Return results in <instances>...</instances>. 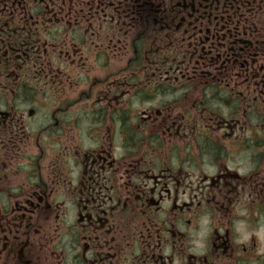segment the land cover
Listing matches in <instances>:
<instances>
[{"label":"flooded vegetation","instance_id":"af4514ba","mask_svg":"<svg viewBox=\"0 0 264 264\" xmlns=\"http://www.w3.org/2000/svg\"><path fill=\"white\" fill-rule=\"evenodd\" d=\"M0 264H264V0H0Z\"/></svg>","mask_w":264,"mask_h":264}]
</instances>
